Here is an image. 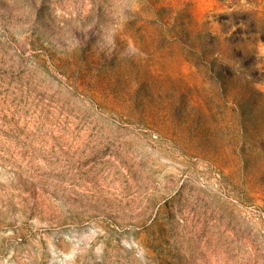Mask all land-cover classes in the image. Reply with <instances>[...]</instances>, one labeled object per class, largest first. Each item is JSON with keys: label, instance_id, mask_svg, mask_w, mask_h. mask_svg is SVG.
<instances>
[{"label": "rangeland", "instance_id": "374dc122", "mask_svg": "<svg viewBox=\"0 0 264 264\" xmlns=\"http://www.w3.org/2000/svg\"><path fill=\"white\" fill-rule=\"evenodd\" d=\"M0 264H264V0H0Z\"/></svg>", "mask_w": 264, "mask_h": 264}]
</instances>
